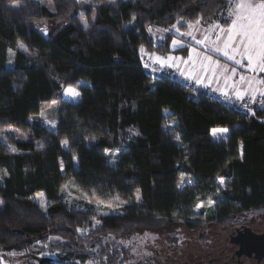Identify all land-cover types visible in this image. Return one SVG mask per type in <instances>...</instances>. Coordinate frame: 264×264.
<instances>
[{
  "label": "trees",
  "instance_id": "obj_1",
  "mask_svg": "<svg viewBox=\"0 0 264 264\" xmlns=\"http://www.w3.org/2000/svg\"><path fill=\"white\" fill-rule=\"evenodd\" d=\"M50 1L52 10L0 0V127L28 134L10 139L15 153L0 143V252H22V264H37L32 256L44 252L55 263L42 264H124V248L104 236L155 232L174 219L264 214V110L249 114L169 75L153 78L140 59L186 52L172 48L173 26L185 33L197 21L218 22L230 0ZM18 44L29 54L17 51L8 67ZM52 101L55 118L32 125ZM214 129L227 138H212ZM111 151L119 152L114 165ZM68 181L127 205L92 226L91 212L63 205ZM39 193L45 212L33 200ZM209 201L204 218L193 215Z\"/></svg>",
  "mask_w": 264,
  "mask_h": 264
},
{
  "label": "rangeland",
  "instance_id": "obj_2",
  "mask_svg": "<svg viewBox=\"0 0 264 264\" xmlns=\"http://www.w3.org/2000/svg\"><path fill=\"white\" fill-rule=\"evenodd\" d=\"M36 3L40 4L43 7H46L50 10L53 9L52 3L50 0H34ZM258 1H256L257 3ZM227 8L226 10L219 16L220 20H224V21H229V23L226 26H222L220 23V20L218 22H214V23H210L208 25H203V23L201 21H199V23H193L192 27L187 30V32H191L192 35H183L184 32H180L177 28V25L172 29V32H174L176 34V36H178V39L176 41H179L178 44L173 45L172 43V48H181L184 47L186 45H195L198 44L196 41L198 40H203V43H199L197 48V50H204V52L211 58V56H215L217 57V59L219 60L220 58H218L220 56V52L219 51H215L214 48L216 46H219L221 49L223 48L224 45V41L227 39V29L231 26L232 23V19H234V17L229 16V10L230 8L233 7V4H230V1L227 3ZM86 5H91L89 2H86ZM179 23V22H178ZM221 29H224L225 32L222 33ZM163 33L162 31L160 32H156L155 33V37L157 41H160L161 39H163ZM207 36L208 40H204V37ZM219 36V40L217 39V37ZM195 37V39L193 38ZM215 42V43H213ZM18 44L16 46L15 50H8V67H12L13 66V60L15 57V53L21 52L24 54H29V52L27 51V49L25 48V46L20 47ZM204 54V57L205 56ZM222 54V53H221ZM223 55V54H222ZM159 57L160 60H157L156 58ZM208 57V58H209ZM224 57V55H223ZM226 57V56H225ZM224 57V58H225ZM172 58V59H169ZM144 64L147 65V68L149 69H158L161 71H165L166 73L169 71L171 72H175V71H181V77H177L178 79H185V77L183 76V73L191 76L193 79L196 78V74L198 73V68L202 65L198 64V68H196L195 66H191L188 64V66L184 69V66H182L181 64L184 62V59H182L179 56H175L173 54H168V55H160L157 53H153V54H146L144 52L141 53V58H140ZM223 59V58H222ZM225 59L228 60V57H226ZM224 59V60H225ZM237 59H240L241 62L244 61L245 59H242L241 57H237ZM165 60H167V62H165ZM221 60V59H220ZM230 60V59H229ZM231 62H234L233 64L237 67H240V64H236L234 60H230ZM181 63V64H180ZM222 62L217 61L216 60V66H213L211 64V60L207 59L205 64H204V69H202L200 67V69L202 70H206L205 72L208 73L209 69H211L212 67H217L218 66H224V63L221 64ZM145 65V66H146ZM178 67H181L178 68ZM229 69V68H227ZM194 71L196 72L195 75ZM201 71V70H200ZM232 73H234L232 71ZM208 78V77H207ZM185 81V80H183ZM202 82V81H200ZM199 84V83H197ZM203 84V83H202ZM199 84V86H201L202 89L206 90V93L208 94H215V90L214 92H212L211 90L207 89L208 87H205V85ZM190 86L193 85L189 84ZM223 84H219L216 83L215 84V88L220 94H223V92H225L228 88L226 87H222ZM241 92V90L239 88H237V92ZM255 97V96H254ZM253 97V98H254ZM252 99V98H251ZM57 112V101H52L49 105L45 106L39 113V115L37 117L31 118L30 119V123L33 125L35 124L38 120L41 119H53L55 118V116ZM167 114V113H166ZM174 123H171V126ZM224 131H228L226 129H222ZM224 131H214L213 134V138L216 139L220 136H222V132ZM28 137L27 133H23L22 131H20L19 129L15 128V127H0V143L4 144L10 152L15 153V149L13 147L12 142L10 141V139H12L14 142L15 141H26V138ZM65 146V144H64ZM118 151H111L109 152V161L111 165L115 164V160L118 157ZM1 181V179H0ZM183 185V183L181 184V186ZM220 185L222 186L223 183H221L220 181ZM60 199L63 203V205L68 209V210H77V211H89L91 212V221H92V226H97L100 222L101 218H107V217H111V216H120L122 213V207H124L126 204V202L119 200L118 198H112L110 200H101L95 197H91L85 193H83L72 181H68L65 185H63L60 189ZM33 200L40 206V208L42 209V211H46L49 203L47 201V199H45L43 193H39L36 194L33 198ZM135 203H139L138 202V197L135 198ZM198 205H200V207L195 208L193 215L194 216H200L201 218H204L205 215L208 213V211L213 207L214 202H212L211 204H209V202L207 203H199ZM2 208V200H0V209ZM176 220V221H175ZM174 222L176 225L175 228L170 227L168 229H163L160 231H155V232H151V231H144L141 233H137L134 235H124L121 236V238H118L117 234H114L113 238H108V237H103L102 240H112L115 241V243L117 245L122 246L124 249L127 248L129 253V261L130 262H137L140 260V258H143V256H145L148 252L149 247H151L152 245H156L159 242L162 241H168V239L173 235V233L177 232L178 234L182 231L183 229V222H181L178 219H174ZM82 230H85L84 232H88V228H83ZM181 230V231H180ZM53 240V237H50L49 240H47L46 243L42 244V246L46 247L49 244H51V241ZM88 244H93L92 241H90ZM86 249L88 250V252H93L95 253L96 250L98 252V249H90L86 246ZM36 251V249H33L32 251ZM25 254H23L22 252H17V251H11V252H7V253H3L0 252V264H22V260L26 259ZM55 255L54 254H50L48 252H44L41 253V255L39 256V258H49V259H54ZM87 264H99L98 261H89L87 262Z\"/></svg>",
  "mask_w": 264,
  "mask_h": 264
},
{
  "label": "flooded vegetation",
  "instance_id": "obj_3",
  "mask_svg": "<svg viewBox=\"0 0 264 264\" xmlns=\"http://www.w3.org/2000/svg\"><path fill=\"white\" fill-rule=\"evenodd\" d=\"M183 222V229L149 247L139 261H129L125 248L124 264H264L259 249L264 237V214H240L233 220L207 222L194 219ZM171 222L160 231L174 227ZM152 232V231H151Z\"/></svg>",
  "mask_w": 264,
  "mask_h": 264
},
{
  "label": "snow or ice",
  "instance_id": "obj_4",
  "mask_svg": "<svg viewBox=\"0 0 264 264\" xmlns=\"http://www.w3.org/2000/svg\"><path fill=\"white\" fill-rule=\"evenodd\" d=\"M230 3L233 4V7L229 10V16L234 17V19H232L231 26L226 30L227 39L224 41L223 48L216 46L214 50L221 52L228 59L234 60L236 64L241 63V60L237 59L238 56L246 59L251 71L264 72V0H259L258 3L254 0H230ZM191 27L190 24L189 28ZM221 32L224 33L225 30L221 29ZM183 35H192V33H183ZM193 38L195 39V37ZM217 39L219 40V36ZM204 40H208V37L205 36ZM196 42L203 43L204 41L198 40ZM178 43L179 41H173V45ZM19 46L23 47L22 44ZM156 59L160 60L159 57ZM205 59L210 58L206 57ZM232 71L235 72V69ZM245 79V77H241L242 81ZM254 80V77L247 78L249 85ZM256 83H264V81H256ZM252 91L255 93L257 89H252ZM66 92L74 97L79 96V93L72 88L66 89ZM236 94L238 98H243V93L238 91ZM260 94L264 95V91H261ZM63 143L67 144V141ZM221 183L223 182L221 181ZM211 203L212 201H209V204Z\"/></svg>",
  "mask_w": 264,
  "mask_h": 264
},
{
  "label": "crops",
  "instance_id": "obj_5",
  "mask_svg": "<svg viewBox=\"0 0 264 264\" xmlns=\"http://www.w3.org/2000/svg\"><path fill=\"white\" fill-rule=\"evenodd\" d=\"M259 0H254V2H256ZM257 2V3H258ZM199 44V43H198ZM198 44L195 45H186L183 48H187L186 52L179 54L177 56L181 57L182 59H184V62L181 64L182 66H184V69L188 66V64L191 66H195L196 68H198V64L202 65V69H204V64L206 62L207 59H205L206 57H209L204 50H197L195 48H197ZM205 56L204 57V54ZM225 57V56H224ZM223 57V55L220 52V56L218 58H220L219 60L217 59V57L215 56H211L210 60H211V64L213 66H216L218 64H216V60L222 62L221 64L224 63L225 67L229 68H224V66H218L217 67H212L211 69H209L208 73L205 72L204 70L200 69V67L198 68V73L196 74V72L194 71V74H196V78L193 79L191 76L183 73V76L185 77V81L191 82L193 84H202L205 85V87H208L207 89L211 90L212 92H214L215 90V94L216 96L222 95V97L230 99L233 98L232 94L237 93V88H239L241 90V93H243V97L250 99L253 98L254 96L257 95H261L260 92L264 91V83H256V81H264V72H260V71H256L253 72L249 69L248 67V62L245 59L244 61H242L240 63V67L235 66L233 63L231 62L229 59H225ZM223 58V59H222ZM225 59V60H224ZM165 62H167V60H165ZM181 69V67H178ZM235 69V72L232 73V70ZM182 70V69H181ZM201 70V71H200ZM186 71V69H185ZM208 77V78H207ZM241 77H245V80H241ZM255 78V80L253 81V83L251 85H249V83L247 82V78ZM202 81V82H200ZM219 83V84H223L221 88L226 87L228 88L225 92H223V94L217 93L218 91L216 89H214L215 84ZM198 84V85H199ZM201 87V86H200ZM252 89H257V91L255 93H253ZM214 131H224L222 129H214L211 131V137L213 138V132ZM222 136L216 138L215 140H225L227 138L228 135V131H224L222 132Z\"/></svg>",
  "mask_w": 264,
  "mask_h": 264
},
{
  "label": "built area",
  "instance_id": "obj_6",
  "mask_svg": "<svg viewBox=\"0 0 264 264\" xmlns=\"http://www.w3.org/2000/svg\"><path fill=\"white\" fill-rule=\"evenodd\" d=\"M141 62H142V66H143L144 70L149 75H151V77H153V78H159V77H162L165 75L166 76L169 75V77H171V78L178 79L177 77L182 76L181 71H175V72L169 71V73L168 72L166 73L165 71H161V70H158L156 68L155 69H149V68H147V65L143 63L142 60H141ZM178 80H180V79H178ZM181 80L183 81L184 79H181ZM184 82H186L188 85L192 84L191 82H188V81H184ZM191 88L195 92H206V90L202 89L198 84H193ZM206 94H208V93H206ZM208 95H212V94H208ZM212 96L217 98L219 101L231 106V107H235V108L239 109L240 111H244V112H247L249 114H253L255 112V110H264V95H257L252 99L251 98L247 99L245 97L238 98L236 93L232 94L233 98H230V99L224 98V97H222V95H219V96L212 95Z\"/></svg>",
  "mask_w": 264,
  "mask_h": 264
},
{
  "label": "water",
  "instance_id": "obj_7",
  "mask_svg": "<svg viewBox=\"0 0 264 264\" xmlns=\"http://www.w3.org/2000/svg\"><path fill=\"white\" fill-rule=\"evenodd\" d=\"M259 249H262V251L264 252V237H261V244L259 246ZM32 258H34L37 262V264H42V263H45V262H52V263H55L54 260L52 259H49V258H38V257H34L32 256Z\"/></svg>",
  "mask_w": 264,
  "mask_h": 264
}]
</instances>
